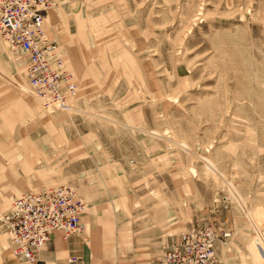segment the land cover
Instances as JSON below:
<instances>
[{
  "label": "rangeland",
  "instance_id": "rangeland-1",
  "mask_svg": "<svg viewBox=\"0 0 264 264\" xmlns=\"http://www.w3.org/2000/svg\"><path fill=\"white\" fill-rule=\"evenodd\" d=\"M55 4L66 109L42 106L0 37V219L13 197L68 186L86 210L61 241L99 238L111 264L130 240L156 263L198 227L218 264H264V0Z\"/></svg>",
  "mask_w": 264,
  "mask_h": 264
},
{
  "label": "built area",
  "instance_id": "built-area-1",
  "mask_svg": "<svg viewBox=\"0 0 264 264\" xmlns=\"http://www.w3.org/2000/svg\"><path fill=\"white\" fill-rule=\"evenodd\" d=\"M55 6V0H0V37L26 62L28 85L42 106L66 109L76 83L63 50L46 31V13ZM85 210L83 200L68 186L27 192L11 199L0 228L12 256L35 264L53 233L66 239L83 231ZM215 240L212 227L191 228L163 249L158 264H218Z\"/></svg>",
  "mask_w": 264,
  "mask_h": 264
},
{
  "label": "crops",
  "instance_id": "crops-1",
  "mask_svg": "<svg viewBox=\"0 0 264 264\" xmlns=\"http://www.w3.org/2000/svg\"><path fill=\"white\" fill-rule=\"evenodd\" d=\"M1 203H4V196L0 194ZM62 236L59 233H53L50 241L44 247L40 253L38 261L35 264H111V260L115 257L102 248V242L99 238L94 237L89 243H85L81 237H72L66 242L61 241ZM132 248L137 252L129 258H125V261H119L120 264H158V260L155 263L140 262L142 260L152 259V255L139 249V241L130 240ZM134 244V245H133ZM142 244V243H140ZM136 245V246H135ZM139 251V252H138ZM73 258L76 261L69 263V259ZM19 259L12 257L7 253L4 248L3 241L0 240V264H21ZM119 260V259H118ZM129 261V262H128ZM132 261V263H130ZM117 263V264H119Z\"/></svg>",
  "mask_w": 264,
  "mask_h": 264
},
{
  "label": "bare ground",
  "instance_id": "bare-ground-1",
  "mask_svg": "<svg viewBox=\"0 0 264 264\" xmlns=\"http://www.w3.org/2000/svg\"><path fill=\"white\" fill-rule=\"evenodd\" d=\"M67 107H69V106H67Z\"/></svg>",
  "mask_w": 264,
  "mask_h": 264
}]
</instances>
